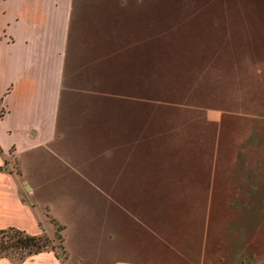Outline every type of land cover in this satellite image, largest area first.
I'll return each instance as SVG.
<instances>
[{"label":"rangeland","instance_id":"374dc122","mask_svg":"<svg viewBox=\"0 0 264 264\" xmlns=\"http://www.w3.org/2000/svg\"><path fill=\"white\" fill-rule=\"evenodd\" d=\"M79 99L83 120L100 132L134 134L120 138L135 142L125 189L140 215L145 206L152 235L140 241L136 218L134 229L119 225L114 247L96 213L82 217L92 195L76 179L49 181L43 164L34 196L67 223V264L124 255L264 264V0H73L62 104ZM26 160L31 174L36 165ZM9 165L16 170L14 156ZM19 190L35 204L28 187ZM35 210L55 238L63 223L47 205Z\"/></svg>","mask_w":264,"mask_h":264},{"label":"crops","instance_id":"0c3cea01","mask_svg":"<svg viewBox=\"0 0 264 264\" xmlns=\"http://www.w3.org/2000/svg\"><path fill=\"white\" fill-rule=\"evenodd\" d=\"M72 11L73 0H0V229L15 226L29 233L43 232L35 210L37 205H47L51 214L66 226L49 203H40L34 196L42 184L38 171L44 164L51 172L49 181L76 179L74 185L86 188L92 195L95 207H81V214L96 213L102 224L101 235L114 247L120 248L119 225L129 227L136 218L142 224L136 234L139 232L144 244L152 235L145 225L150 227L151 223L143 215L145 206L140 215L135 198L126 193L125 188L132 185L129 174H123L134 170L135 142L120 138H135L134 134H121L108 127L100 132L91 118L83 120V99L74 104L71 100L69 107L66 105L67 112L62 104ZM30 155L36 165L31 174L25 167ZM10 156L15 157L16 170L9 165ZM20 183L29 188L35 204L20 193ZM141 200L150 202L145 196ZM128 248L136 250L129 242L124 246ZM76 260L84 264L81 257ZM0 264L67 263L48 249L18 263L9 256H1ZM115 264L165 263L124 255Z\"/></svg>","mask_w":264,"mask_h":264},{"label":"trees","instance_id":"16d2710c","mask_svg":"<svg viewBox=\"0 0 264 264\" xmlns=\"http://www.w3.org/2000/svg\"><path fill=\"white\" fill-rule=\"evenodd\" d=\"M58 224V223H57ZM64 224H58L55 238L50 237L45 232L29 233L15 226H7L0 229V257L9 256L20 262L29 255L43 250L52 249L58 256L65 259L66 253L62 244L63 236L60 230Z\"/></svg>","mask_w":264,"mask_h":264}]
</instances>
